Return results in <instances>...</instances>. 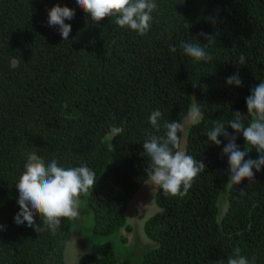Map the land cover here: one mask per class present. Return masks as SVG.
<instances>
[{
	"label": "trees",
	"instance_id": "16d2710c",
	"mask_svg": "<svg viewBox=\"0 0 264 264\" xmlns=\"http://www.w3.org/2000/svg\"><path fill=\"white\" fill-rule=\"evenodd\" d=\"M150 30L143 36L115 23V16L91 20L76 0H0V264H65L63 252L71 220L61 218L53 232L17 225L15 183L27 154L35 151L59 166L86 163L96 184L86 194L92 231H127L125 210L148 180L150 158L142 144L164 136V122L183 120L194 103L203 115L187 131L185 151L206 170L186 195L158 189V211L144 224L151 246L137 264H227L239 247L249 264H264V168L254 182L243 180L228 191L223 212L222 181L228 169L222 149L206 132L217 121L227 126L233 112L246 113L245 99L264 81V0H155ZM54 5L75 12L67 40L47 23ZM210 61H195L183 42L206 44ZM176 51L170 52L169 47ZM245 56L246 65H239ZM239 72L242 86L226 85ZM160 110L159 129L149 116ZM251 117L245 119L247 125ZM112 125L123 132L113 138ZM227 131L233 133L231 128ZM180 140L182 131L178 133ZM236 143L245 145L242 135ZM258 158L253 148L245 159ZM255 171V170H254ZM244 190V195H240ZM220 197V198H219ZM77 264H131L109 242L80 256Z\"/></svg>",
	"mask_w": 264,
	"mask_h": 264
},
{
	"label": "clouds",
	"instance_id": "9594fccd",
	"mask_svg": "<svg viewBox=\"0 0 264 264\" xmlns=\"http://www.w3.org/2000/svg\"><path fill=\"white\" fill-rule=\"evenodd\" d=\"M76 5L89 14L96 23L105 17L115 16V23L121 28L127 27L143 36L150 30L152 20L151 13L157 8L155 0H76ZM75 12L66 6L54 5L48 10L47 23L49 26H58L63 40L69 38L71 25L65 20H72ZM198 35L205 36L207 43L183 42L180 47L184 53L195 61H210L212 56L205 50L212 37L201 32ZM170 52H175L176 47L170 46ZM239 65H246L245 56L239 57ZM242 78L237 71L226 78V85L240 87ZM247 112H233V118L227 126L217 121L206 132L210 144L219 146L223 137L227 143L222 149V156H227L228 180L225 189L230 191L243 180L254 182L255 173L264 168V81L251 89L245 99ZM160 110H154L149 116V122L155 129H159V120L162 117ZM188 117L194 122L203 113L200 103H194L187 111ZM251 117L249 123L245 119ZM184 125L179 121H165L164 136L148 135L142 147L144 153L150 158V164L144 168L148 179L158 186L164 193L176 197H183L191 188L195 178L206 170V165L201 159L188 155L180 149L179 132ZM231 128L230 134L227 129ZM122 126L112 125L110 131L113 138L123 132ZM237 135H242L245 145L241 150L237 145ZM255 149L258 158H248L251 149ZM255 170V171H254ZM96 173L86 163L76 167L59 166L57 159L49 162L36 154L35 151L27 154L24 171L21 173L15 187L18 190L17 203L19 211L14 216L17 225L26 224L36 232L44 231L36 223V217L43 218V224L53 232L60 226L61 218L76 220L80 217L79 197L93 189L96 184ZM244 195V190H240ZM0 225V228H3ZM217 264H223L218 261ZM227 264H249L248 259L241 255L239 247L234 249L233 256L229 257Z\"/></svg>",
	"mask_w": 264,
	"mask_h": 264
},
{
	"label": "rangeland",
	"instance_id": "374dc122",
	"mask_svg": "<svg viewBox=\"0 0 264 264\" xmlns=\"http://www.w3.org/2000/svg\"><path fill=\"white\" fill-rule=\"evenodd\" d=\"M193 122L188 115L185 116L180 140L181 150H185L187 131ZM227 180L228 172H226V176L222 181L220 191V205L223 207V212L228 195V190L225 189ZM158 189L159 187L148 179L127 204L125 210L126 225L130 226L131 230L127 231L122 228L117 233L109 235L95 234L92 231V211L87 206L85 197L79 198L80 217L74 221L71 220V235L63 252L64 263L77 264L80 256L94 252L99 245L109 242L120 259H129L131 264H137L141 259L140 253L151 246L150 241L144 234V224L149 217L158 211L155 203Z\"/></svg>",
	"mask_w": 264,
	"mask_h": 264
}]
</instances>
